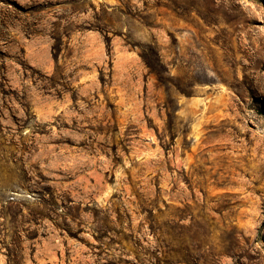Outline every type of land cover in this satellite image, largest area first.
Here are the masks:
<instances>
[{
	"label": "rangeland",
	"instance_id": "1",
	"mask_svg": "<svg viewBox=\"0 0 264 264\" xmlns=\"http://www.w3.org/2000/svg\"><path fill=\"white\" fill-rule=\"evenodd\" d=\"M0 264H264V0H0Z\"/></svg>",
	"mask_w": 264,
	"mask_h": 264
}]
</instances>
